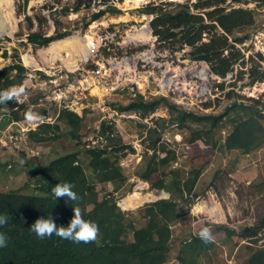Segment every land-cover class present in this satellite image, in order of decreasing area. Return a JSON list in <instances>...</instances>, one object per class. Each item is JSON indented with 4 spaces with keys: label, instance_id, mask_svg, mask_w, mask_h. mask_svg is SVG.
Returning a JSON list of instances; mask_svg holds the SVG:
<instances>
[{
    "label": "trees",
    "instance_id": "16d2710c",
    "mask_svg": "<svg viewBox=\"0 0 264 264\" xmlns=\"http://www.w3.org/2000/svg\"><path fill=\"white\" fill-rule=\"evenodd\" d=\"M224 1L195 0L190 4H177L173 6L176 8L175 12H167L161 7L137 10L144 14H154L149 25L159 42L164 44L177 41L180 45L189 47L188 58L206 62L212 73L223 78L235 65L245 64L243 54L235 44H241L248 38L249 34L245 30L254 24L251 9L220 5ZM231 2L239 3L241 0H230L229 3ZM80 4L81 0H77L72 10H78ZM202 9L206 10L201 11ZM62 10L66 12L69 7ZM106 12L117 13L119 10L108 7L91 14L90 19L94 20ZM25 19L30 29L32 20L29 16ZM55 23L58 28L53 34L46 35L40 28L39 20V28L28 32L26 41L39 47L65 37L68 31H60V27L64 28L63 24L59 21ZM249 60H252L251 56ZM262 60V56L258 54L256 62L249 67V84L264 80V70L258 62ZM25 74L26 69L18 62L0 68V91L12 85L23 84ZM241 74L242 70L234 80H240ZM223 83L217 84L220 90L224 89ZM251 101L248 104L232 100L219 114H199L182 109L164 96L145 98L134 93V97L127 104L118 107L119 111H133L141 118L147 117L159 106H164L168 111V120L159 117L154 121V126L143 125L146 128L144 147L151 154L146 156L149 159L145 162V168L138 170L136 175L149 182L150 189H163L168 192L169 197L145 204L139 217L128 216V213L121 211L110 193L97 197L95 184L104 185L126 179L119 167V159L123 156L120 152L130 147L122 142L113 126L106 125L105 120H102L96 136L104 139V144L99 141L95 144L83 143L79 150L59 155L38 168L36 190L40 195L0 191V215L8 217L7 223L0 225V233L6 235V246L0 247V264H164L169 257L171 225L185 213L180 209L181 204L191 203L189 199L195 182L194 178L186 177L182 168L173 165L176 161L175 149L168 148L161 140L164 124L167 121L181 128L187 122L202 124L205 129L194 130L188 143L203 139V143L214 148L222 140L225 150L247 153L264 145V95L261 101ZM3 105L8 106L12 110V118L17 119L13 101L0 104ZM56 115L57 119L63 120L66 127L64 133L69 139H81L82 116L67 107L58 109ZM225 129L226 134L222 139L212 138V132ZM59 130L57 123L43 121L26 134L29 140L43 143L58 139ZM156 151L164 155L156 157ZM78 154L86 158L93 181L89 180ZM168 165L171 167L167 173L169 180L171 178L170 185L166 184L165 176H152L158 172L160 166ZM60 182L73 185V191L80 197L78 202L70 201L67 197L54 198L52 188ZM77 203L83 217L98 225L100 235L96 241L74 243L56 235L39 238L30 230L31 224L37 218H47L49 215L57 226L66 227L74 215L72 204ZM141 221L142 225L138 226ZM263 224L264 216L255 224L244 226L236 233L250 244L244 264H264V245L253 246L259 240L257 235ZM217 227L227 234L234 233L224 225ZM144 233L147 236L142 240L129 238L130 234L134 236ZM153 236L162 245H156ZM214 245V242L204 243L198 235L190 236L181 242L178 262L199 264L196 257Z\"/></svg>",
    "mask_w": 264,
    "mask_h": 264
},
{
    "label": "rangeland",
    "instance_id": "374dc122",
    "mask_svg": "<svg viewBox=\"0 0 264 264\" xmlns=\"http://www.w3.org/2000/svg\"><path fill=\"white\" fill-rule=\"evenodd\" d=\"M76 1L9 0L10 10L7 5L0 2L1 25H5L11 30V33L4 30L0 32V68L12 64V62L20 63L26 69L23 80L26 86H24L30 88L29 93L36 94L34 100H30L24 94L19 97L21 102L14 101L17 105L14 109L17 119L12 118V110L8 106H0V191L40 195L36 190L39 179L38 168L59 155L72 153L76 149L79 150L83 143L95 144L99 141L104 144L105 140L96 135L100 122L105 120L106 125L113 126L114 131L120 135L122 142L130 147L120 152L123 156L119 159V167L126 179L122 182H107L104 185L95 184L97 197L100 198L102 194L110 193L121 211L128 213V216L139 217V212L142 211L144 205L150 204L154 200H146L133 208H123L121 206L123 198L134 191L155 197L159 196L161 191L168 193L163 189H150V183L141 180L136 175L138 170L145 168V162L149 159L146 156L151 154V151L144 147L146 142L143 141V138L146 135V128H143V125L154 126L156 119L161 117L168 120L169 115L164 106H159L145 118H141L133 111H119L118 107L127 104L134 97V93H139L145 98L164 96L182 109L195 113L219 114L232 100L248 104L252 103L251 99L261 101L264 95V80L249 84L248 69L256 62L255 56L248 55L245 58L243 54L245 64L235 65L232 71L221 78L211 72L206 62L188 58L189 47L180 45L177 41H168L164 44L159 42L156 36L152 34L149 25L154 14H144L137 8H127L126 5L121 4L122 9L116 7L119 12L103 13L91 20V14L95 13L98 8L92 9L87 0H81L79 9L72 10ZM191 1L194 2L195 0ZM229 1L225 0L220 5L226 7L240 6L253 11L254 24L245 30V33L249 34L245 40L247 43L240 45L246 52L251 33L264 25V0H241L239 3H229ZM64 7H69V10L63 12ZM204 10L206 9L201 11ZM165 11L175 12L176 8L170 7ZM26 16L32 20L33 25L30 29L25 19ZM38 19L41 21L40 28L46 35L53 34L54 30L58 28L56 21L61 22L64 26V28L60 27V31L63 29L68 31L65 37L52 42L77 35L82 38L83 43V39L85 37L90 39L98 28L112 32V37L108 46L101 47L96 54L90 57L88 55V59L79 62L76 68L68 69L59 59L50 62V56L46 54L45 50L52 42L38 47L26 41L27 33L39 28ZM145 28L150 35L148 39L134 40L130 38V34ZM69 51L72 52V48L66 51L62 50L61 56L66 57ZM24 55H31L37 62V66L25 65L23 62ZM249 56L252 60H249ZM94 61H97L99 65L103 63L104 78L90 74V71L97 68L98 65ZM261 67L264 70V62ZM241 70L243 71L241 79L234 80L239 76ZM59 73L67 76L53 81V78ZM38 81H42V83L37 84ZM220 82H224L223 90L217 87ZM59 90L65 95L55 101L53 98H56V93ZM61 107H67L83 117L80 130L81 139L71 140L64 133L65 124L63 120L57 119L56 115ZM34 108H40L37 114L43 118L42 121L54 122L59 125L58 139L36 143L27 138V132L22 133L20 131L19 125L15 121L28 122L25 119V113L29 109L34 111ZM157 122L160 123V120ZM36 123H40V121ZM202 128L205 129V126L190 122L181 128L166 121L162 129L161 140L166 143L168 148H174L176 152L178 144H191L188 143V139L192 136L193 131ZM211 134L213 139H222L226 134V129L223 131L216 130ZM201 140L195 142L202 146ZM34 148L38 154L31 155L30 150ZM156 154V157L164 155L159 151H156ZM77 156L89 180L93 181L86 158L81 154ZM188 159L191 160L192 157L186 153L183 156L179 155V160ZM170 168L169 165L167 167L160 166L158 172L152 176H165L166 184L170 185L171 178L169 180L167 177ZM224 184L225 182H221V185ZM214 189L217 197H220L222 188L220 189L216 185ZM204 195L206 196V194ZM188 204L183 203L180 206V209L185 212L182 214L184 215L182 218L184 224L178 226L182 228L180 230H183L185 236L189 233L188 229L190 228L187 222L193 218L190 213L191 205L189 207ZM87 208L89 209L90 205ZM198 216L200 219L201 217L204 218L206 223L211 221L209 218L206 220L207 216L204 214H198ZM193 219L196 220L197 218L194 216ZM140 225H142V221L138 224V226ZM236 230L237 233L240 228ZM146 236L147 233L134 236L130 234L129 238L142 240ZM257 236L258 238L261 237ZM235 237V241H232L229 246L224 242H219L217 245V247L223 245L227 257H229L227 254L229 249L237 244L242 246L243 253L247 254V247L250 244L239 236ZM153 240L156 245H162L156 236H153ZM259 245L261 242L256 241L253 246ZM180 248L181 242L171 239L168 261L164 264H177ZM219 251L217 255H224L221 249ZM242 258L236 259V255H234L235 262L233 261V263L226 262L223 257L216 259V262L217 264H244L245 259ZM178 264L180 263L178 262Z\"/></svg>",
    "mask_w": 264,
    "mask_h": 264
},
{
    "label": "crops",
    "instance_id": "0c3cea01",
    "mask_svg": "<svg viewBox=\"0 0 264 264\" xmlns=\"http://www.w3.org/2000/svg\"><path fill=\"white\" fill-rule=\"evenodd\" d=\"M40 83L41 81H38L37 84ZM29 92L30 88H26L25 95L30 100H34L36 94ZM13 105L14 108L17 107L14 101ZM30 106L33 107L32 104ZM38 109L40 110V108H34V112L37 113ZM200 142L202 146L198 142L181 143L176 148V154H178L174 165L181 167L186 177L195 179L192 195H190V213L197 219L192 218L187 222L190 228L185 236L183 230H180L182 228H179L181 224H184L182 220L184 215H181L171 225V239L184 242L190 236L198 235L203 227H210L215 245L199 254L196 257L197 263L217 264L216 259L222 257L226 262L233 263L234 255L236 259L246 258L247 254L243 253L242 246L237 244L230 247L231 249L227 252L229 257H227L223 245L218 247L217 245L219 242H224L229 246L232 241H235V236H238L235 234L237 228L253 225L264 216V146L242 153L237 150H225L222 140L214 148ZM184 153L192 159L179 160V155L183 156ZM221 182L225 184L221 185ZM216 185L222 188L220 197H217L215 193ZM198 214L206 215V220L209 218L210 223L204 222L202 217L201 219L197 217ZM218 225H224L234 233L227 234L223 229L218 228ZM219 249L224 252V255H217Z\"/></svg>",
    "mask_w": 264,
    "mask_h": 264
},
{
    "label": "clouds",
    "instance_id": "9594fccd",
    "mask_svg": "<svg viewBox=\"0 0 264 264\" xmlns=\"http://www.w3.org/2000/svg\"><path fill=\"white\" fill-rule=\"evenodd\" d=\"M25 92L26 87L23 84L13 85L6 90L0 91V104H6L10 101L19 103L21 102L19 97L24 95ZM25 119L29 124H34L41 121L43 118L32 109H29L25 113ZM28 130V128L25 129L26 132ZM52 193L55 199L67 197L73 202H78L80 199L77 193L73 191V185L69 182L56 183L52 188ZM72 206L74 215L66 227L63 225L57 226L54 219L49 215L47 218H37L31 224L30 230L39 238L56 235L61 239L69 240L74 243H90L96 241L100 235L98 225L94 221L87 220L83 217L78 203L72 204ZM7 220V216L0 215V225L6 224ZM198 237L206 244L214 242L212 229L207 226L199 231ZM4 246H6V235L0 233V247Z\"/></svg>",
    "mask_w": 264,
    "mask_h": 264
},
{
    "label": "built area",
    "instance_id": "2783aa9c",
    "mask_svg": "<svg viewBox=\"0 0 264 264\" xmlns=\"http://www.w3.org/2000/svg\"><path fill=\"white\" fill-rule=\"evenodd\" d=\"M87 3L90 4V8L95 9L98 8L97 11L106 9L108 7H114V8H120L122 9V5H126L127 8H146V7H155V8H163L164 10L170 7H173L177 4H183V3H192L191 0H87ZM122 4V5H121ZM107 13V12H106ZM111 34L112 32H109L108 30H105L104 28H98L92 37L90 39H87L86 41V48L88 50V55L89 57L96 54V52L99 51L101 47L108 46L110 40H111ZM247 42H242L241 44H235L240 50L241 53L245 55V58L248 55L255 56L257 58V55L260 54L263 58L262 61H258L260 65L263 64L264 62V25L261 28H258L254 30L250 38L248 40V48L246 52L243 51L242 47L240 45H244ZM243 55V56H244ZM88 59V56L86 60ZM84 60V61H86ZM98 64L97 61H94ZM104 65L101 63L100 65H97V68L92 69L90 71V74H93L96 77L104 78V71H103ZM67 76L66 74H61L59 73L55 78H53V81H56L57 79H60L62 77ZM91 78V75H90ZM50 80V79H49ZM44 81V80H43ZM42 83V81H41ZM56 98H53L55 101L56 99H60L63 97L65 94L63 92H60V90L56 93ZM43 122L42 120L40 123ZM19 125V129L22 133H25V129L28 128L29 130L34 129L37 124L39 123H34V124H29L28 122H23L21 120L16 121ZM28 130V131H29ZM31 155H36L38 154V151L34 148L30 150ZM190 205V203H189ZM259 236H261L258 240V242H261V245H264V224L261 227V230L258 233Z\"/></svg>",
    "mask_w": 264,
    "mask_h": 264
},
{
    "label": "bare ground",
    "instance_id": "6f19581e",
    "mask_svg": "<svg viewBox=\"0 0 264 264\" xmlns=\"http://www.w3.org/2000/svg\"><path fill=\"white\" fill-rule=\"evenodd\" d=\"M0 2L7 5L9 10L11 9V4L9 0H0ZM1 22L2 20L0 21V32L4 30V31H8L9 33H11V30L7 26L5 27V25H1ZM149 36L150 35L147 32L146 28L141 29V30H136L134 33L130 34V38L134 40L148 39ZM85 39H83V43H82V38H80L77 35H74V36H71L63 40L52 42L45 50L46 54L50 56V62L55 61V59H59L64 63V65L68 69L76 68L78 63L86 60L88 56V50L86 48L87 39L86 40ZM84 40H85V45H84ZM69 48H72V52L69 51L67 52L66 57L64 56L62 57L60 52L62 50L66 51ZM23 62L25 65L37 66V62L34 60V58L31 55H24ZM159 195L163 196L165 195V193L160 192ZM154 198L155 196L153 195H150V194L143 195L137 191H134L122 199L121 206L123 208H133V207L140 205L146 200H152Z\"/></svg>",
    "mask_w": 264,
    "mask_h": 264
},
{
    "label": "water",
    "instance_id": "95a60500",
    "mask_svg": "<svg viewBox=\"0 0 264 264\" xmlns=\"http://www.w3.org/2000/svg\"><path fill=\"white\" fill-rule=\"evenodd\" d=\"M161 192H164V191H161ZM168 197H169V194L165 193V195H163V196H161V195L157 196V198H155L154 201L157 200V199L168 198Z\"/></svg>",
    "mask_w": 264,
    "mask_h": 264
}]
</instances>
